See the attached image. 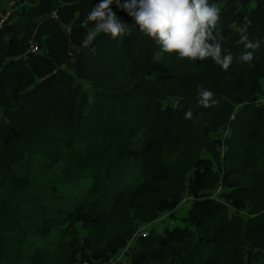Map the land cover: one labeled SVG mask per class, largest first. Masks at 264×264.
Returning a JSON list of instances; mask_svg holds the SVG:
<instances>
[{"label": "trees", "instance_id": "trees-1", "mask_svg": "<svg viewBox=\"0 0 264 264\" xmlns=\"http://www.w3.org/2000/svg\"><path fill=\"white\" fill-rule=\"evenodd\" d=\"M99 2L32 0L0 29V264H104L186 198L129 264H264V0H209L227 71L162 52L115 3L128 32L83 48Z\"/></svg>", "mask_w": 264, "mask_h": 264}, {"label": "clouds", "instance_id": "clouds-1", "mask_svg": "<svg viewBox=\"0 0 264 264\" xmlns=\"http://www.w3.org/2000/svg\"><path fill=\"white\" fill-rule=\"evenodd\" d=\"M113 3L131 17L140 32L154 40L162 52L175 53L179 58L191 61L211 58L223 70L230 68L233 55L225 52L220 43L223 39L218 28L221 10L209 0H100L84 22H92L93 27L82 39L83 48L87 49L101 33L115 39L128 32L113 11ZM247 27L240 28L238 40L244 48L238 60L244 63L252 61L261 46L259 40L249 39ZM197 91L198 103L204 108L218 103L210 90L198 86ZM192 115L189 110L185 118L192 119Z\"/></svg>", "mask_w": 264, "mask_h": 264}, {"label": "rangeland", "instance_id": "rangeland-1", "mask_svg": "<svg viewBox=\"0 0 264 264\" xmlns=\"http://www.w3.org/2000/svg\"><path fill=\"white\" fill-rule=\"evenodd\" d=\"M32 0H30L31 2ZM30 2L28 4H30ZM6 4V0L3 5ZM26 5V4H23ZM15 14V13H14ZM264 97V96H263ZM218 192V191H217ZM192 202L187 201L186 203H181L178 208L175 211V217L167 214L162 215L158 220L148 224L147 226L144 227L143 231L147 234V232H152L153 234H159L164 232V230L169 227H173L176 225L183 226L184 223L181 220L182 217L186 216L188 214L189 209L191 208ZM136 236L130 240V244L123 250V252H120L117 257L122 260L126 261L129 263V257L130 255L134 254L137 251V245H136ZM139 237V236H138ZM130 246V248H129ZM83 264H93L91 260H86Z\"/></svg>", "mask_w": 264, "mask_h": 264}, {"label": "built area", "instance_id": "built-area-1", "mask_svg": "<svg viewBox=\"0 0 264 264\" xmlns=\"http://www.w3.org/2000/svg\"><path fill=\"white\" fill-rule=\"evenodd\" d=\"M30 0H7L6 2V7L0 11V29L5 25V23L12 17L14 14L15 10L18 9L21 5L27 4ZM54 17H57L55 13H53ZM40 45L39 43L32 38L29 41V46L27 51L23 54V58L27 59L29 58V55L35 54V53H40ZM262 103L264 104V99L262 100ZM218 189L217 191H219ZM187 198L184 200L186 202ZM138 236H146L147 234L145 231H139L137 233ZM104 264H129L126 261L120 260L117 256H113L109 259L108 262Z\"/></svg>", "mask_w": 264, "mask_h": 264}]
</instances>
